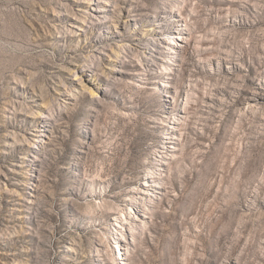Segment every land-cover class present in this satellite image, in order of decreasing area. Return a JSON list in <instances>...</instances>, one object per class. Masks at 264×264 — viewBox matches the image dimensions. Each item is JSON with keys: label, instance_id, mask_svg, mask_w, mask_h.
<instances>
[{"label": "rangeland", "instance_id": "374dc122", "mask_svg": "<svg viewBox=\"0 0 264 264\" xmlns=\"http://www.w3.org/2000/svg\"><path fill=\"white\" fill-rule=\"evenodd\" d=\"M0 264H264V0H0Z\"/></svg>", "mask_w": 264, "mask_h": 264}]
</instances>
